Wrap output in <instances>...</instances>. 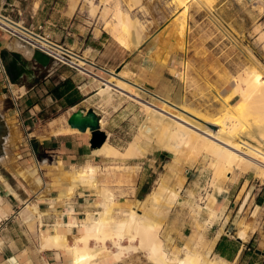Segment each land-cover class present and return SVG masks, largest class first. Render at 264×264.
I'll list each match as a JSON object with an SVG mask.
<instances>
[{"label": "rangeland", "instance_id": "rangeland-1", "mask_svg": "<svg viewBox=\"0 0 264 264\" xmlns=\"http://www.w3.org/2000/svg\"><path fill=\"white\" fill-rule=\"evenodd\" d=\"M122 1V7L127 8L128 0ZM188 5L182 37H179L172 22L179 16L178 10L180 9H174L173 0H142L134 6L135 10L132 15L133 18L143 23V41L139 46L130 44L128 48L132 49L131 53L128 54L122 50L114 56L98 57L94 60L89 51L86 53L80 51V53L96 64L99 63L95 68L89 67L107 78H111V72H114L158 93H165L170 84L173 89L170 98L173 101L180 102L183 95L188 106L200 111L209 119H215L226 108L223 98L233 87L234 76L239 71L252 67L264 72V39L259 37V31L261 28L264 29V0H188ZM179 39L184 45L183 49L176 45ZM185 59L189 62L187 82L182 81L178 72L182 69V62ZM50 67L53 68L51 75H46L45 69L43 71L36 69L34 81L29 80L28 76L24 77L30 88H33L34 84L40 86L45 82L43 89L20 92L17 85L10 87L4 72L5 62L0 60V112L11 124L4 159L0 163L1 172H12L18 162L22 165L24 162L38 163L42 160H49L47 155L42 157L35 155L34 137H30L26 132H20L17 135L13 125L15 124L13 116L17 111L22 114L24 111L28 112L33 104L43 101L47 92L64 81V78L71 76L82 78L80 86L86 84L83 91L87 92L90 103L98 104L99 108L105 111L118 110L116 115L105 121L104 128L106 132L109 131V140L122 149L128 141L133 139L147 117L138 101L116 89H112L113 97L107 102L105 97L99 93L98 87L101 86V82L93 75L81 73L55 61L47 69ZM10 82L13 83L11 79ZM146 97L149 98L148 95ZM238 99L239 96H236L233 102ZM40 107L41 110L35 112L34 119L42 126L53 118L63 116L68 108L67 105L59 104L56 100H51L46 106L40 104ZM171 110L177 112L175 109ZM195 119L212 130L217 128L216 125ZM249 123L250 121H246L243 128L249 129ZM51 124H55V121ZM253 134L252 139L254 140L264 135L255 131ZM143 145L148 150L147 154L132 158L131 161L104 159L116 165L106 168L95 164L97 167L96 188L99 194L104 186L110 187L115 192L120 202L113 212L117 218L124 216L123 207L133 206L139 213L145 212L147 220L151 218L161 220V237L168 250L175 247L182 248L184 244L179 236L185 225L198 218L205 221L209 216V209L205 207V202L207 192L212 191L209 185L213 172L211 157L203 150L187 152L178 162L171 152L157 146L152 140H144ZM111 170L113 179L119 183L118 186L111 185L107 180ZM228 174V176L232 175V173ZM243 176L252 179L253 183L257 180L264 182L254 171L243 172L236 169L235 178H227L226 186L229 183L239 182ZM162 185L178 190V195L172 205V212L165 219L160 213L154 212L150 201L145 205L142 203L150 192L161 188ZM237 185L239 184H236L231 192L234 197L237 196L235 200L233 199L235 204L228 209L230 220L226 225V230H230L229 234L234 237L237 230L236 220L243 219L249 224V228L252 226L253 230L255 229V224L246 221L252 205L249 204L246 208V204L244 209H241L247 198H244L240 206L241 195L240 192L237 193ZM100 197L101 201V194ZM130 198L134 200L133 204H123L120 201ZM197 202H200L203 207L200 208ZM225 207V203L216 200L214 208L218 216L215 220L223 214ZM160 208L156 207L157 210ZM257 213L258 211L254 212V214ZM172 216L177 219L175 226L172 224ZM205 229L214 230L213 224ZM68 236L70 240L71 237ZM130 252L133 253L130 254ZM125 255L128 259L123 260L121 264H153L141 251L130 250ZM212 256L215 257L213 254Z\"/></svg>", "mask_w": 264, "mask_h": 264}, {"label": "bare ground", "instance_id": "bare-ground-1", "mask_svg": "<svg viewBox=\"0 0 264 264\" xmlns=\"http://www.w3.org/2000/svg\"><path fill=\"white\" fill-rule=\"evenodd\" d=\"M141 1L128 0L127 8H123L121 0H116L113 4L111 0H102L105 4L103 9L105 29L126 47H130V44L139 46L143 41V23L137 18H133L132 15L135 10L134 6ZM173 2L174 9H180L178 10L179 16L172 22L179 37H182L184 17L189 6L188 0H173ZM0 24L13 25L1 12ZM19 24L22 25L23 22L19 21ZM259 32V37L264 39V29L261 28ZM180 40L176 41V45L183 49L184 45ZM14 41L8 45L16 47L30 56L31 52L26 47L20 42ZM75 57L83 72L93 75L101 82V86L98 87L99 93L105 97L107 102L113 97L112 89H116L138 101L147 116L139 131L123 149L109 140L110 134L104 129L105 120L101 119L100 127L108 137L100 147L94 149V153L103 154L113 160L137 158L147 154L148 150L143 145L144 140H152L157 146L171 152L178 162L184 153L205 151L211 157L213 168L209 180L212 191L207 192L205 202V207L209 209V216L204 223H197V227L188 235L182 248L175 247L168 250L161 237V220L157 218L147 220L146 213H139L133 206L123 207L124 216L117 218L113 212L120 202L117 200L115 192L110 187L104 186L100 192L102 200L99 201L102 209L97 212H89L80 222L73 219L69 222L61 220L55 223L54 230L50 228L42 231L40 236L42 248H54L65 252L68 259L67 264H106L108 261H121L130 250L144 252L147 259L153 264H232L220 256H212L211 243L207 241L204 229L212 225L218 216V212L214 208L218 199L217 194L227 189V178L234 179L236 169L243 172L254 171L264 180V135L257 140L252 139L253 131L264 134V72L252 67H246L239 71L234 76L233 87L223 98L226 104L223 113L215 119H209L200 111L188 106L185 96H181L180 102L173 101L170 98L173 90L170 84L165 93L154 92L137 81H131L123 77L124 75L120 76L111 71V78H107L89 67L95 68L97 64L86 56ZM181 67L182 69L178 71L179 76L183 82H187L189 79L187 59L182 62ZM21 91H24L23 87ZM236 96H239V99L233 102ZM171 109H175L177 112ZM195 118L203 120L206 124L216 125L217 128L212 130ZM246 121H250L249 129L243 128ZM6 122L9 132L5 139L4 150L11 131V124L8 120ZM72 131L79 130L70 125L51 130L55 135ZM86 133H90L89 130ZM3 159L4 156L0 163L3 162ZM58 165L62 166V161H59ZM70 172L71 177L66 176H69L68 179L71 178L67 184L68 188L59 197L69 200L79 185L97 186V167L92 162L89 161L80 167L73 166ZM19 173L23 177L33 174L29 169L21 170ZM228 173H232V175L228 176ZM177 195V189L162 185L161 188L150 192L142 200V203L145 205L150 201L154 212L160 213L165 219L171 214L172 205ZM197 205L200 208L203 207L200 202H197ZM157 206L161 208L157 210ZM28 207L40 217L42 216L43 210H40L37 203L28 205ZM241 209H244V204ZM258 209L259 207H256L254 212ZM176 221L177 219L173 217L172 224L174 226ZM76 224L79 231L72 234L70 243L68 232L73 230V226ZM236 226V235L243 240H248L250 229L253 230L254 227L249 228V224L243 219L236 220Z\"/></svg>", "mask_w": 264, "mask_h": 264}, {"label": "crops", "instance_id": "crops-1", "mask_svg": "<svg viewBox=\"0 0 264 264\" xmlns=\"http://www.w3.org/2000/svg\"><path fill=\"white\" fill-rule=\"evenodd\" d=\"M115 1L111 0V3L113 4ZM122 3L121 0V5H123ZM104 5L102 0H0V12L19 19L27 26L35 29L40 28L41 32L55 42L63 43L84 53L89 51L93 60L98 57L114 56L122 50L125 53H131L132 49L120 44L105 29ZM14 40L20 42L29 51L33 50L30 46L11 38L0 30V51L2 52L4 49L18 51L26 59H31L32 54L29 56L20 49L8 45ZM0 60L2 61V58ZM52 62L54 61L52 60ZM29 67L31 71L23 73L14 83L20 92H22V87L24 91L33 89L39 91L44 87L45 82L40 86L34 84L33 88H30L24 77L28 76L29 80L34 81L36 69L39 70L42 66L39 63L31 62ZM42 68L46 70V75L53 74V68ZM70 78L83 96L77 103L68 105L63 98H57L53 93L47 92L44 100L33 104L28 112L24 111L22 114L17 111L13 116L15 123L13 125L17 135L20 132H26L30 137H34L33 146L34 143L37 144V147H34L35 155L37 157L47 155L49 160H42L38 163L24 162L22 165L18 162L17 166L13 168L14 172L0 171V264H67L68 259L65 252L54 248H42L41 232L50 228L54 230L55 223L61 220L69 222L73 219L80 222L89 212H97L102 209L99 203L101 197L96 187L79 185L75 189L76 194L71 195L69 200L59 196L68 188L67 184L71 179L68 177H71L69 174L73 166L80 167L89 161L102 168L111 165L115 167L116 165L113 162L105 161L110 159L109 157L94 153L95 148L90 144V133L72 131L55 135L51 130L60 127L58 126L60 124L62 127L68 126L69 124L66 122L68 117L79 108H93L100 116V120L104 119L105 121L116 115L118 110L105 111L100 109L98 104L90 103L87 92L83 91L86 84L80 86L83 79L78 76ZM51 100L67 105L68 108L63 116L53 118L43 126L39 125L34 119L35 112L41 110L40 104L46 106ZM54 121L55 124H51ZM131 160L132 158L123 159L126 162ZM59 161H62V166L58 165ZM27 169L31 170L33 174L28 177L20 175L21 170ZM67 175L69 176L66 177ZM112 175L111 170L107 180L111 185L118 186L119 183L113 179ZM236 184H239L237 193L240 192L241 195L239 205L241 206L245 197L247 198L244 201V205L247 204L246 208L249 204L252 205L246 221L255 224V229L249 232L248 240H243L237 235L234 237L229 234L230 230H226V225L230 220L228 209L235 204L233 199L237 196L234 197L231 194ZM217 198L220 203H225L226 207L223 214L213 223L214 230L205 229L204 231L207 241L211 243V253L232 264H264V253L256 252L257 249L264 251V182L257 180L253 183L252 179L243 176L239 182L229 183L227 189L217 194ZM67 201L69 202L67 203ZM120 201L123 204L134 203L132 198ZM33 203H37L40 210H43L41 217L31 208L26 209ZM256 207H259V210L257 214H254ZM198 222L202 224L205 221L198 218L185 225L183 231H180L179 237L183 244H185L188 235L197 227ZM78 231L79 227L76 224L73 226V230L68 233L71 237ZM69 242H72L71 238ZM132 253L130 252V254ZM127 259L128 257L125 255L121 261H110L106 264H121L123 260Z\"/></svg>", "mask_w": 264, "mask_h": 264}, {"label": "water", "instance_id": "water-1", "mask_svg": "<svg viewBox=\"0 0 264 264\" xmlns=\"http://www.w3.org/2000/svg\"><path fill=\"white\" fill-rule=\"evenodd\" d=\"M30 51L32 52L31 59H26L22 53L14 50L4 49L1 52L0 55L5 62V69L13 83L17 82L23 73L31 71L29 67L31 62L39 63L44 68H48L52 63L51 57L42 51L35 49ZM8 58H11V61H8ZM5 118L4 114L0 112V160L4 154V143L9 132ZM67 123L80 132L89 130L91 134L90 144L93 148L100 147L108 137L107 133L100 127V116L93 108H79L73 111L68 117ZM256 252L264 253L260 249H257Z\"/></svg>", "mask_w": 264, "mask_h": 264}, {"label": "built area", "instance_id": "built-area-1", "mask_svg": "<svg viewBox=\"0 0 264 264\" xmlns=\"http://www.w3.org/2000/svg\"><path fill=\"white\" fill-rule=\"evenodd\" d=\"M6 18L13 24L1 25L0 30L8 34L11 38L17 39L24 44L30 46L35 50H40L43 53L49 55L51 59L61 65H66L71 69L77 70L81 73L82 71L78 65L77 57L84 56L80 51L72 49L63 43H58L51 40L50 37L46 36L41 29H35L33 27L27 26L25 23L19 24V19L6 15ZM6 80L9 82L10 87L14 85L10 82L9 74L4 69ZM88 74V73H85ZM80 87V86H79Z\"/></svg>", "mask_w": 264, "mask_h": 264}, {"label": "trees", "instance_id": "trees-1", "mask_svg": "<svg viewBox=\"0 0 264 264\" xmlns=\"http://www.w3.org/2000/svg\"><path fill=\"white\" fill-rule=\"evenodd\" d=\"M50 92L57 98H63L68 105H74L83 97L79 90L75 87L71 78L65 79L56 85ZM34 147H37L36 143H34Z\"/></svg>", "mask_w": 264, "mask_h": 264}, {"label": "flooded vegetation", "instance_id": "flooded-vegetation-1", "mask_svg": "<svg viewBox=\"0 0 264 264\" xmlns=\"http://www.w3.org/2000/svg\"><path fill=\"white\" fill-rule=\"evenodd\" d=\"M7 60H8V61H11V58H8ZM39 70L43 71V68L40 67Z\"/></svg>", "mask_w": 264, "mask_h": 264}]
</instances>
